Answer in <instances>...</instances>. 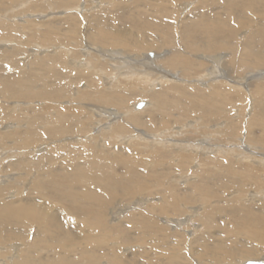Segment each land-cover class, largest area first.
Masks as SVG:
<instances>
[{
  "label": "bare ground",
  "instance_id": "bare-ground-1",
  "mask_svg": "<svg viewBox=\"0 0 264 264\" xmlns=\"http://www.w3.org/2000/svg\"><path fill=\"white\" fill-rule=\"evenodd\" d=\"M82 1L80 14L76 0H35L43 11H61L52 20L34 14L43 19L36 25L31 0H0V16L18 6L28 12L20 18L28 19L26 32L0 19V167L11 159L7 165L25 178H4L30 189L19 206L2 198L11 184L0 185V264H162L159 245H146L169 232L168 215H180V204L219 201V188L233 181L264 187V0H205L176 25L168 7L175 0ZM206 78L211 83L200 87ZM245 92L257 102L244 136L253 145L243 147L257 152L238 163L236 148L225 153L240 123L231 117L233 102ZM219 119L227 122L214 121L222 128L212 137L201 121ZM186 171L199 180L182 189ZM203 203L190 207L196 217ZM256 207L208 205L204 231L164 264H232L255 255L241 237L225 242L224 229L220 243L211 246L208 237L223 213L248 209L242 233L264 241V207ZM177 223L173 229L182 228ZM236 264H264V254Z\"/></svg>",
  "mask_w": 264,
  "mask_h": 264
},
{
  "label": "rangeland",
  "instance_id": "rangeland-1",
  "mask_svg": "<svg viewBox=\"0 0 264 264\" xmlns=\"http://www.w3.org/2000/svg\"><path fill=\"white\" fill-rule=\"evenodd\" d=\"M28 1H30V0H19V3L18 4H20V3H27ZM185 1L189 2V4L187 6L185 5L184 7L182 5L184 1H180V0H175L174 3H169L168 4V7L169 8L175 10V14L173 15V21L175 22V25H176V21H181L182 18L184 16H186V14H187L186 18L187 17L189 18L190 11L193 10L196 6L200 5L201 2H204L205 0H197V1L196 0H185ZM34 2H35V0H31V2H28V4L33 3L32 6H31V8H34L33 11H30V13H33V15L30 16V14H29L28 17H32V18H35L36 19L37 17H33V16H36L34 14H41V13H44V14L48 13L49 14L50 13L51 14V17L49 16L50 15L49 14V15H47L46 19L50 18L52 20V19H54V16L56 18V15H57L56 13L61 12L60 9L54 8L55 5H53L51 7H47V9H45L44 11H43V9L41 10L40 9V6H42L43 4L49 2V0H45V2L42 5L41 4H38V3L35 5ZM82 2H83L82 0H76V2L71 5V6H75L74 8L78 10V11L75 10V11H77L76 13L83 14V12L81 10V6H80V5H82ZM34 6H36V7H34ZM221 6H223V5L222 4L219 5V8H216V9L218 11H221L222 12ZM23 8H25V7H23ZM23 8H21L20 6L16 7L15 9H14V7L11 8V9L8 8V11L9 12L6 13V14L3 13L0 16V19H3L4 18V19H6V22L12 23L13 25H16V26H19V27H21L26 32L27 29L25 28V26L28 25V23L26 22L28 19L27 20H25V19L22 20L20 18H21L22 15H24V14H26L28 12H22L21 10ZM48 8L49 9H52V10H48ZM99 8L100 7L92 8L91 9V12H93L94 10H98ZM53 9H54V12H53ZM34 10H36V11H34ZM57 10H58V12H56ZM54 14H56V15H54ZM68 14H71V13H68ZM41 20H43V19H38L37 18L35 21H31V22H36L35 24L37 25V23L41 22ZM255 20H257V18H255ZM44 26L45 25H43L42 28ZM251 26H252V24H251ZM245 31H248V29L246 28ZM241 37H242V39L245 38V33L242 34ZM14 43L15 42H13V45H14ZM149 52L150 53H154V54L155 53L156 54L161 53V51H156V50H153V49H151V51H149ZM29 55H30V52H29ZM226 56L224 55L223 58H222V60ZM33 58H35V57H32V59ZM27 62H29V58H28ZM140 68H141V66H137V69H140ZM137 69H132L131 72L134 74V72L140 73L141 71H144V70L138 71ZM120 76H122V75H120ZM237 76L240 77L239 75H237ZM208 78L205 79V82H207V83L206 84H203V85L200 84V87L207 88V84L209 85L211 83ZM102 82H104V80H102ZM175 84H179V83H175ZM159 86L161 87V85H158L157 87H155V89L160 88ZM247 89L250 90V87H247ZM245 91H246V89H245ZM247 92H249V91H247ZM247 92H245L246 93L245 98H244V95L245 94H243V99H238L237 101H234L233 102V109H231V117L233 118V121L234 120H238L240 123L237 124V128H236V131H235V133L237 132V134H236V137L237 138L235 139V141H232L231 143L227 144V146H226L227 153H225V157L230 158V156H231V154L229 153L230 150L231 149L233 150V148H236V153L239 154V156H234L233 158L234 159H239L238 163H241V161H243V158L244 157H242V155L243 156H245V155L254 156L256 154V152H257V151H255V152H249L248 150H246V148L243 147V145L244 146L245 145H251V146L253 145L252 142H249L248 141V134H247V140H245L244 136L252 128L251 125H250V129L248 131V127H249V121L248 120L251 119L250 117H252V110H253V108H255L254 107V104H256V102H257L255 100L256 98L254 96H252V94H247ZM139 102H140V100H137V103H139ZM129 104H131V103H129ZM250 111H251V113H250ZM189 119L190 120H193L194 118L193 117L192 118L190 117ZM223 120L226 121L225 119H222V120L219 119V120H211V121H208V122H204V121H201V122L202 123H206V125L209 126V129L213 132V133L210 134V136L214 137V128L215 129L216 128H220V129L222 128V127H218V125H216L214 121H220V123H219L220 126H223V124L225 126V123H224ZM214 124H215V126H214ZM193 125L194 124H192V126ZM139 129H141V128L139 127ZM256 131L257 132H260L262 130H260L259 128H257ZM219 135H221V134H219ZM258 135H259V133H258ZM205 138L207 139V137H205ZM255 146H258L259 147L260 144H255ZM237 147H238V149H237ZM17 149H20V146L17 145ZM45 151H47V150H45ZM17 154H18V152H17ZM30 154H25V156L28 155V156H26L28 158V157L32 156L33 153L30 152ZM34 154H38V153H34ZM216 154H218L220 156H224V153L223 154L222 153H216ZM16 156L12 157V160L15 159ZM211 156H212L211 158H214L215 155H211ZM204 158H206V156L203 157V159ZM10 161H11V159H8V160L4 159L3 161H1L2 162V164H1L2 166L0 167V185L2 184V186H3L4 184H6V185L11 184V187L8 188L7 189V192L5 193L6 195H4L2 198H3V200H7L8 199V201L9 200H11L12 202L14 201L16 203V205H19L20 206V205L23 204L22 198H25V197L27 198L28 196H30L28 194L30 192V189L29 190H26L25 189V188L28 187L27 185H26V187H25V185H20V184L15 186L13 184V179L12 178H11L10 181H8V177H5L4 178V175L5 174H10L9 172H11L12 175H15L14 178H18L19 177L18 178L19 180H23L25 178L24 177L26 175L25 172H21V174H20V172H16V171L14 172V169H12L11 166H8L7 165V163L10 162ZM189 165H190V171L196 172V171L199 170V168L196 166L197 165L196 162H192L191 161V162H189ZM13 173H16V174H13ZM187 173L188 172L186 171V173H185L186 175H183V178H184L183 181L184 182L179 181V187H181L182 189L189 188L190 187V184L192 182L199 180L198 177L192 176V175H188ZM30 177H31V181H32L33 180V176L31 175ZM190 177H192V180L190 179ZM187 180H189V181L186 182ZM23 186H24V188H23ZM13 187H15L14 189H18L20 191L19 192L20 194L17 193V197L16 198L11 196L12 195L11 192L13 191ZM250 193H251L252 198L253 199H256L257 201H254V200H252V198H250L251 197V196H249ZM140 196H148V193L147 194L140 195ZM219 196H220V200L219 201L216 200V201H214L212 203H210V202L209 203H206V202L203 203V202H196V201H193V202H184V203H182V204L179 205V208L181 209V212H182L180 215H173V214L168 215L169 218H173V220H171L172 222H170L169 220H167V225H168L169 232L167 234L165 233V235L164 234H160L158 236L160 238H158L156 236L155 237V240H152L153 239V237H152V239H150L148 241H154V242L153 243L152 242H148L149 244L146 245V246L152 247V248H153V244L154 243H155V245L156 244L159 245L157 251L160 254H159V256L157 254V256H158V260H159L160 263L162 261H164V263L166 262L165 259H167V254H168V256L170 254H172L173 252L174 253L176 252L177 255L182 254V251H186L188 249V245L189 244L192 245V239H195V236L197 234H201L204 231L203 226H202V222H201V216L204 214L203 213V212H205L204 209L208 205L211 204V205H218V206L226 207L228 205L229 200H236L240 205L243 206L244 209H245V206H248V205L257 206L256 208H259V209H262L260 207H264V187H262V186H256L254 184H249L248 183V184L244 185L243 187L242 186H238V185H235L234 186V181H233V187L231 189H225L224 187H222L221 189L219 188ZM148 197H151V196H148ZM152 198H153V201H154L155 198L154 197H152ZM133 200H134V198L131 201H133ZM260 200H263V201H260ZM201 203L204 204V208L198 213V216L196 217V213H193V211H192V209H190V207L192 205H193V207L194 206L195 207H198V206L201 205ZM144 205L145 204H142L140 207H142ZM137 207L140 208L139 206H137ZM140 210H138V211H140ZM186 216H189V217L191 216V220L194 221V224H195L194 226L192 225L191 227H186V220L184 221V218L186 219ZM246 219L248 220V209L246 211H244V210H237L236 212L223 213L222 214V218L220 220V221H222V223H221V226L218 227V231L216 230L217 228L215 229L216 226H212L210 228V230H209L210 237H208V239L212 243L211 246H214V243H217V242L220 243V237H221L220 235L223 234V232L220 233V229H224L226 231V233H225V238H226L225 239V242H227V243L235 242V243L238 244V237H241V238L245 239L244 242H248V243L252 244L257 249V253L255 255H253V256H245V257L239 256L237 259H235V261H233L234 258L230 259L231 260L230 263H232V264L240 263V262H243V261L245 262V260H250V259H258L259 257H261L262 254H264V245H263L264 241H260V240L255 241V239L252 238V237H250L248 234L246 236L244 233H242V224L241 223H242V221H244ZM192 221H189L188 223H192ZM164 222H166V221H164ZM177 222H180V223L182 222L181 223V224H183L182 225V228L175 227L173 229L172 226L174 224H178ZM196 223L199 224L200 226L198 227L196 225ZM173 230H176L177 233H175V234L171 233V232H174ZM188 231H190V232H188ZM216 232H217V234H216ZM174 240L175 241L179 240V245L176 244V242H174ZM203 240H205V239H203ZM185 241H186L187 244L188 243L189 244L187 245L185 243ZM138 244L139 243H137L136 245H138ZM197 244L198 245H201V243H197ZM223 244H225V243H223ZM177 245L180 246V247H177ZM206 245H210V244H207L206 243ZM184 247H186V248H184ZM138 249H139V247H136V250H138ZM129 252L130 251H128V253ZM164 263H162V264H164ZM206 264H209V262H207Z\"/></svg>",
  "mask_w": 264,
  "mask_h": 264
},
{
  "label": "water",
  "instance_id": "water-1",
  "mask_svg": "<svg viewBox=\"0 0 264 264\" xmlns=\"http://www.w3.org/2000/svg\"><path fill=\"white\" fill-rule=\"evenodd\" d=\"M139 106H141V105H139Z\"/></svg>",
  "mask_w": 264,
  "mask_h": 264
}]
</instances>
